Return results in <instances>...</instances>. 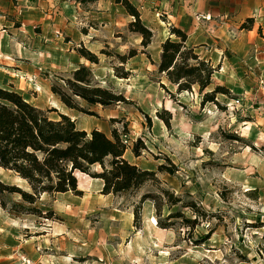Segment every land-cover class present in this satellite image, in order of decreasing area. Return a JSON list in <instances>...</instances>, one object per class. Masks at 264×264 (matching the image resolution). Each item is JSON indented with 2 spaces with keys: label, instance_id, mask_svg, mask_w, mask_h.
<instances>
[{
  "label": "rangeland",
  "instance_id": "374dc122",
  "mask_svg": "<svg viewBox=\"0 0 264 264\" xmlns=\"http://www.w3.org/2000/svg\"><path fill=\"white\" fill-rule=\"evenodd\" d=\"M160 20L164 21L162 17ZM157 23L162 29L156 30L154 45L149 50L153 59L161 49V41L170 36V30H166L169 27L160 21ZM258 34L264 39L261 30ZM118 41L112 39V45L104 49L120 55L130 49L142 51L140 41L129 32ZM206 50L200 49L197 53ZM98 56L99 65L88 62L95 82L103 88L115 89L129 101L103 108L77 100L82 108L98 117L69 110L51 92L56 78H68L69 73L52 75L43 70L36 79L18 78V84L9 85L11 80L4 77L0 83L5 88L13 86L31 104L51 111L53 119L58 118V113L75 117L77 127H88V133L94 127L93 130L110 137L117 130L131 145L142 139L148 151L139 159L128 151L127 160L153 171L160 165L176 167L173 176L159 175L164 188L185 202L194 201L210 219L195 231L179 227L163 230L157 225L153 203L147 202L143 205L141 223L135 226L134 205L139 198L103 196L102 182L87 175L78 178L81 196L43 195L37 201L33 207L51 219L32 215L34 223L22 222L18 228L14 227V221L8 223L0 216V225H11L8 234L0 235H9L17 229L28 235L23 225L33 235H75L70 238L74 245H68L76 248L73 252L57 254L59 251L54 250L53 254L42 249L38 256L32 257L31 264H264V124L256 121L257 117L264 118V93L256 87L254 69L249 64L243 65L239 78L231 73L229 76L216 74L215 84L227 87L236 98L218 96L222 109L213 105L201 108L197 93L170 99L166 90L175 93V88L157 73L159 60H153V65L146 55L139 54L126 65L132 72L131 78L121 80L113 70L121 66L119 61ZM213 65L220 66L221 70V64L214 62ZM166 111L172 117L170 128L158 117L161 114L168 118ZM97 171L98 167L92 169V173ZM0 180L27 189L12 173L1 171ZM143 191H153V188L148 186ZM6 202L9 209L20 202V197L8 196ZM0 209L4 211L1 205ZM179 211L193 218L188 210L172 209V212ZM4 213L3 216L9 214L11 218L23 215ZM169 213L165 208L163 218ZM211 231L212 236L204 245H193V241Z\"/></svg>",
  "mask_w": 264,
  "mask_h": 264
},
{
  "label": "trees",
  "instance_id": "16d2710c",
  "mask_svg": "<svg viewBox=\"0 0 264 264\" xmlns=\"http://www.w3.org/2000/svg\"><path fill=\"white\" fill-rule=\"evenodd\" d=\"M95 1L80 0L82 3ZM115 3L132 17L128 30L141 37L142 51L130 49L127 54L120 55L103 49L100 55L117 59L121 66L113 67L115 76L128 80L132 72L126 69V65L139 54L146 55L155 65L147 52L155 33L143 24L139 9L129 0H115ZM253 25L254 19H248L241 29L251 30ZM169 30V38L161 44L157 73L175 88V93L166 90L170 99L174 100L176 95L197 93L201 108L213 105L222 109L218 96L236 98L227 87L215 84L214 75L219 72L220 66L215 67L211 61L202 59L197 48L188 45V35L184 31L176 27H170ZM75 50L90 64H100L99 56L83 45ZM51 92L69 110L92 117L98 115L86 111L77 100L91 107L103 108L129 102L115 89H106L96 83L92 69L86 65H80L68 78H56V82L51 85ZM50 114L51 111L28 102L13 86L0 87V169L14 174L27 185V189H23L0 180V205L4 211L51 219L45 217L40 209L33 207L37 201L43 195L55 197L71 193L81 196L78 178L89 175L102 182L103 196L139 198V202L134 205L135 226L141 223L143 205L147 202L153 203L158 218L157 225L163 230H175L179 227L195 231L201 223L210 219L209 214L194 201L185 202L181 196L164 188L159 175L167 173L173 176L177 171L176 167L173 166L172 169L160 165L157 171H153L142 169L127 160L128 151L136 159L148 151L142 139H137L131 145L117 130H113L110 137L98 129L88 133L80 130L76 121L69 116L58 113V118L53 119ZM165 114L168 118H163L161 114L158 117L170 128L171 114L168 111ZM94 167H98L99 171L92 173ZM148 186L153 191H143ZM14 195L20 197V202L8 209L6 198ZM175 207L190 211L193 218H187L180 211L172 212ZM165 208L170 213L163 218ZM211 234L212 231L193 241V245H204L210 240Z\"/></svg>",
  "mask_w": 264,
  "mask_h": 264
},
{
  "label": "crops",
  "instance_id": "0c3cea01",
  "mask_svg": "<svg viewBox=\"0 0 264 264\" xmlns=\"http://www.w3.org/2000/svg\"><path fill=\"white\" fill-rule=\"evenodd\" d=\"M129 1L139 9L143 24L154 33L162 29L157 23L160 21L166 28L184 31L189 46L207 49L199 54L202 59L221 64L216 74L229 76L231 73L239 78L242 66L249 64L255 71L256 87L264 93V39L258 34L259 30L264 33V0ZM248 19H254L253 28L242 30L241 26ZM132 20L115 0L87 3L80 0H0V80L6 77L11 80L9 85H13L19 83L18 78L36 79L43 70L58 75V72L71 74L80 65L90 67L75 49L83 45L99 55L106 46L112 45V39L119 42L129 32ZM130 35L141 44L139 35ZM166 39L168 36L161 41L160 47ZM153 45L154 41L148 53ZM155 55V59L151 55L152 60L160 61L161 49ZM0 87L5 88L2 82ZM72 119L77 121L75 117ZM256 121L264 124V118L257 117ZM80 130L89 132L85 126ZM0 211L2 219L15 222L14 227L21 228L22 222L34 223L32 215L11 218ZM9 226L0 225V234H8ZM22 229L27 230L28 235L20 229L0 235V264H31L32 257L38 256L42 249L53 254L54 250L59 251L57 254L76 250L68 246L74 245L70 238L75 235H33L32 231L28 232L27 225Z\"/></svg>",
  "mask_w": 264,
  "mask_h": 264
},
{
  "label": "bare ground",
  "instance_id": "6f19581e",
  "mask_svg": "<svg viewBox=\"0 0 264 264\" xmlns=\"http://www.w3.org/2000/svg\"><path fill=\"white\" fill-rule=\"evenodd\" d=\"M1 171H3V170L0 169V172H1Z\"/></svg>",
  "mask_w": 264,
  "mask_h": 264
}]
</instances>
